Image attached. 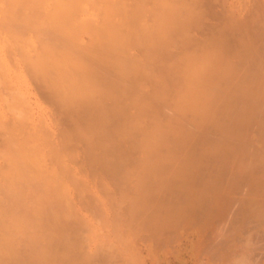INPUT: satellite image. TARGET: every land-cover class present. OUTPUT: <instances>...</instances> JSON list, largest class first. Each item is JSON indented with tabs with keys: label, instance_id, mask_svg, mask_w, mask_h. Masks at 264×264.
<instances>
[{
	"label": "rangeland",
	"instance_id": "374dc122",
	"mask_svg": "<svg viewBox=\"0 0 264 264\" xmlns=\"http://www.w3.org/2000/svg\"><path fill=\"white\" fill-rule=\"evenodd\" d=\"M97 1L103 3L98 17L110 7L111 15L126 18L116 0ZM166 1L122 0L134 21L128 20L132 33L121 30V37L133 34L128 48L123 45L125 54L109 49L107 31L97 38L101 43L91 33L80 34L77 46L91 48L87 53L94 51V58L65 42L83 53L82 59L89 57L87 77H97L98 95L84 94L81 101L64 104L61 94L27 73L26 63L7 57L12 77L7 71L1 78L0 72V81L8 84L5 95L14 97L19 119L29 113L38 126L35 140L46 144L51 170L66 154L68 167L61 165L66 170L55 166L53 171L60 179L63 175L65 182L56 180L64 190H58L69 202L52 184L58 195L41 194L37 187L34 196L40 199L33 196V208L26 200L21 207L18 202L14 217L20 228H12L22 232L15 242H4L0 228V242L15 243L11 248L0 243V264H264V0ZM156 15L169 20L156 25ZM163 25L170 30L166 36ZM5 41L0 60L4 45H12ZM115 58L129 66L128 74ZM4 210L0 221L9 220L11 210Z\"/></svg>",
	"mask_w": 264,
	"mask_h": 264
},
{
	"label": "bare ground",
	"instance_id": "6f19581e",
	"mask_svg": "<svg viewBox=\"0 0 264 264\" xmlns=\"http://www.w3.org/2000/svg\"><path fill=\"white\" fill-rule=\"evenodd\" d=\"M170 1V0H169ZM168 0L166 1L169 2ZM209 1V0H208ZM117 2V6H119L122 11L127 12L126 18L123 19H117L118 17L113 16V14H110V7H108V9H106L105 7L102 8V12H105L101 17H98V15L95 14L97 8H99V6H102L101 1H97V0H0V12H1V16H0V32L1 34L4 36L5 38V42H10L12 45H10L9 49L8 46H5V52H4V48L2 49V53L1 54V69L0 72L2 73V77L6 79L7 78V71L10 72V76H11V72H12V65L10 66V63L7 57H9V59H11L10 56H12L13 58L18 57V61L21 64L26 63V67H27V73L29 72V74H32L33 77H36L39 79L40 78V82H43V85L41 84L42 87L47 88H51L53 89L56 94H61V96L59 98H61L63 96L64 104H67L66 102H71L72 100H79L81 101L80 97L83 96L84 94H93V95H98V88L96 87L97 85H94V77L92 74L89 76L90 81L93 80L92 82H90L89 86L88 85V75L86 74L87 72L90 73L89 67H86L87 64V58L89 57H83L84 61H82L83 59L81 58V55H83V53L85 54V52L87 53L91 48H89V50L85 51L83 48L79 49V42H80V34H82L84 32H88L89 34L91 33L93 38V41L95 40V42L97 43H101L100 38L101 37V33L102 31H104L103 33L109 34V40L107 44L109 49L112 51H115L114 48L117 49V51H119V53H121V50L123 49V45L126 44V40L129 36V38H132L133 34H128L126 36L121 37V35H123L122 33V29L127 30L128 29V15H129V10L128 9V4H122V0H116ZM163 2V1H162ZM157 3V2H156ZM204 3V2H203ZM207 3V2H206ZM138 4V3H137ZM160 4V3H159ZM170 5V3H167ZM166 4V5H167ZM173 3H171L172 5ZM127 5V6H126ZM166 5H164L163 7H166ZM187 5V4H186ZM204 5V4H203ZM136 6V5H135ZM192 6V5H191ZM156 7V6H155ZM174 7V5H173ZM190 7V6H189ZM130 8V7H129ZM167 8H172V7H168ZM140 9V7H139ZM138 9V10H139ZM163 9V8H162ZM187 9V8H186ZM93 10V11H91ZM134 10V9H133ZM167 10V9H166ZM175 8H173L171 11H174ZM131 11V10H130ZM134 11H137L136 9ZM162 11V10H161ZM171 11H164V13L168 12L169 15L171 17H173L175 14L172 13ZM83 12H88L84 15ZM163 12V11H162ZM171 12V14H170ZM175 12V11H174ZM134 14V16L136 15L135 12H131ZM140 13V12H139ZM158 13V12H157ZM165 13V14H166ZM138 14V13H137ZM162 14V13H161ZM164 14V15H165ZM174 14V15H172ZM163 15V16H164ZM181 15V14H180ZM187 15V14H186ZM97 16L98 18L96 19ZM157 16V15H156ZM137 17V15H136ZM157 17V23L155 22L156 25H158L159 23H161V21H163L164 19H166L167 17L170 18L167 14V17H162L160 15H158ZM180 17V16H179ZM167 18V19H168ZM174 18V17H173ZM116 19V21H115ZM132 19V18H131ZM143 19V18H142ZM166 19V20H167ZM172 19V18H170ZM176 19V17H175ZM174 19V20H175ZM164 20V23L165 21ZM169 20V19H168ZM173 20V21H174ZM134 22L133 19L129 20V22ZM148 21V20H147ZM139 22V21H138ZM141 22V21H140ZM168 22V21H167ZM171 22V21H170ZM116 23V24H115ZM175 23V22H174ZM187 23V22H186ZM138 24V23H137ZM153 24V23H152ZM162 24V23H161ZM168 23H166L167 25ZM136 25V24H135ZM142 25V23L140 24ZM149 25V23H148ZM170 25V24H169ZM168 25V26H169ZM186 25V24H184ZM115 26H117V28H115ZM181 26V25H180ZM137 27V26H135ZM139 27V26H138ZM147 27V26H146ZM155 27V26H154ZM160 27V26H158ZM130 28V27H129ZM132 28V27H131ZM134 28V27H133ZM140 28V27H139ZM144 28V26L142 27ZM161 28V27H160ZM164 25L162 26V30H164L165 32V36L167 33L170 32L163 29ZM167 28V26H166ZM129 30V29H128ZM127 30V31H128ZM136 30V29H135ZM140 29L137 28L136 31H139ZM155 32V29H153ZM160 30V31H162ZM133 31V30H131ZM130 30L128 31L129 33H132ZM144 31V29H143ZM141 31V32H143ZM82 32V33H81ZM147 32V31H146ZM135 33V32H134ZM0 34V35H1ZM51 34L54 35V38H51ZM86 34V33H85ZM161 34V33H160ZM159 34V35H160ZM105 35V34H104ZM119 35V36H118ZM131 35V36H130ZM158 35V33H157ZM162 35H163V31H162ZM169 35V34H168ZM149 36V35H148ZM153 36V35H152ZM104 37V36H103ZM157 37V36H156ZM162 37V36H161ZM4 38H3V42L4 43ZM166 38V37H165ZM97 39V40H96ZM106 39V38H105ZM151 39V38H150ZM149 39V40H150ZM153 39V38H152ZM129 40L131 41V39H128V43ZM133 40V39H132ZM168 40V39H167ZM192 40V39H190ZM68 41V42H67ZM100 41V42H98ZM106 41V40H105ZM104 41V42H105ZM0 42V43H1ZM71 43L72 45H74L76 47L72 48L68 47L66 43ZM151 42H156V41H152ZM165 42V41H164ZM88 43V42H87ZM158 43V42H157ZM2 44V43H1ZM76 44V45H75ZM86 44V43H85ZM90 44V43H89ZM114 44V45H113ZM131 44V42H130ZM133 44V43H132ZM136 44V42H135ZM164 44V43H163ZM162 44V47H163ZM122 46L120 48H117L115 46ZM128 44H126L127 46ZM139 45V44H138ZM70 46V44H69ZM89 46V45H88ZM130 46V45H129ZM156 46V45H155ZM85 47V46H83ZM92 47V46H91ZM95 47V46H94ZM114 47V48H113ZM70 48V49H69ZM79 52H83L78 54L77 50ZM96 48V47H95ZM126 49V47H124ZM128 48V46H127ZM169 48V47H168ZM71 49H75V50H71ZM119 49V50H118ZM121 53V54H125V50ZM136 49V48H135ZM159 49V48H158ZM85 52H84V51ZM92 50V49H91ZM94 50V49H93ZM75 51V52H74ZM96 51V50H95ZM110 51V52H112ZM117 51H115L116 53H118ZM173 51V50H172ZM8 52V56L7 53ZM93 53H91V51L88 54V56L90 57H95V53L94 51H92ZM98 52V50H97ZM127 52V51H126ZM10 54V56H9ZM13 54H15L16 56H14ZM90 54V55H89ZM93 54V55H92ZM97 54V53H96ZM112 53H109L108 55H110ZM120 54V55H121ZM167 54V53H166ZM14 56V57H13ZM80 56V57H79ZM84 56V55H83ZM87 56V55H86ZM113 56V55H112ZM114 56H117L114 55ZM123 58L122 60H124V56L122 55ZM171 56V55H170ZM127 54L125 56V60L127 59ZM110 58V57H108ZM118 58V57H117ZM183 58V57H182ZM14 59V60H16ZM92 59V58H91ZM111 59V58H110ZM116 59V58H115ZM129 59V58H128ZM127 59V60H128ZM136 59V58H135ZM144 59V58H143ZM185 59V58H183ZM109 60V59H108ZM107 60V61H108ZM113 60V59H112ZM116 60H120V59H116ZM120 60L119 62H121L123 64V61ZM124 60V62H125ZM127 60H126V65L127 64ZM146 60V58H145ZM117 61V62H118ZM139 61V60H138ZM205 61V60H204ZM93 62V61H92ZM109 62V61H108ZM107 62V63H108ZM117 62H115V64H117ZM118 62V64H119ZM146 63V61H144ZM184 62V61H183ZM12 63V62H11ZM106 63V64H107ZM120 63V66H122ZM143 63V61H142ZM114 64V65H115ZM117 64V66H118ZM136 64V63H135ZM93 65V64H91ZM109 65V64H108ZM107 65V66H108ZM124 67L126 66L125 63L123 64ZM90 66V64L88 65ZM106 66V67H107ZM119 67V66H118ZM129 66L125 67V70L127 71ZM87 68V69H86ZM120 68V67H119ZM119 68H117V70H119ZM123 68V67H121ZM120 68V69H121ZM207 68V67H206ZM92 69V68H91ZM115 69V68H114ZM130 69V68H129ZM204 69V68H203ZM3 70V71H2ZM124 70V68H123ZM124 70V71H125ZM6 71V73H5ZM87 71V72H86ZM124 71H118L119 74H123L125 73ZM129 71V70H128ZM126 72L127 74L129 72ZM121 72V73H120ZM131 72V71H130ZM198 72L200 75H198ZM198 72L195 70V74L198 75L199 77L201 76V74L203 73L202 69H199ZM94 73V71H93ZM158 73V72H157ZM121 74V75H122ZM133 74V73H132ZM140 74V73H139ZM86 75V76H85ZM157 75V74H155ZM160 75V74H159ZM157 75V76H159ZM1 76V75H0ZM30 76V75H29ZM92 76V77H91ZM125 76V75H124ZM139 76V75H138ZM137 76V77H138ZM12 77V76H11ZM86 77L88 79H86ZM131 77V76H130ZM140 77V76H139ZM155 77V76H154ZM194 77V76H193ZM9 78V77H8ZM93 78V79H92ZM144 78V77H143ZM42 79V80H41ZM145 79V78H144ZM157 79V78H156ZM159 79V78H158ZM161 79V78H160ZM178 80V78H177ZM176 82H179L177 81ZM5 81V80H4ZM0 81V209H3V212H6L4 210V208H7L9 210H11L10 215H9V220L7 221L5 218V220L7 222H9V224L11 225L10 229H8V227L10 225H7L6 221H0V228L3 229L4 233V238H6L5 236V232L7 230L8 233H10L8 235V233L6 232V235L10 236L11 233L12 237H7L6 240L3 238L4 242H6L7 240L10 239V241L15 242L13 239H15V234L18 233L20 230H17V228L15 230L14 227L18 226L15 225L16 220L18 221V217H14L16 216L18 213L16 211V208L18 209L19 207H21L24 203V201L26 200V202H30L28 204H30V206L32 205V208L34 206V200H33V196H34V191L37 192V187L39 190H41V194H43L42 190H46L45 193H48L52 190H50V188L52 189H56L57 187V191H59V194L61 195V193L63 194V190L64 187L62 185H59V182H57V180H61L63 177V175H61V179L59 178V172L58 171H53L56 170V167H59L65 163V166H67L68 163H66L63 160V157L65 158V153L57 154L55 151V156L58 155L59 157L61 156V158H59L58 156L57 159H59L58 161H60V159L62 160L61 165H52V169L51 167L47 166L48 163H45V158L47 154L48 156V152L49 150H47V148H45L41 142H38L36 139V137L38 136V126H35L33 121L31 120V116L29 115V113H27V116L20 118L19 119V113L17 112L16 109V104L14 105V102L11 99H14V97H8L5 94H8V92H6L7 90L4 88H7L8 84L6 83V81L4 82ZM27 81V79H26ZM140 81V80H139ZM10 83H12V81H10ZM9 83V84H10ZM96 83V80H95ZM7 84V85H6ZM44 84L46 85V87L44 86ZM115 84V82H114ZM119 84V82L117 83ZM121 85V84H119ZM95 86V87H94ZM4 87V88H3ZM110 87V86H109ZM108 87V88H109ZM91 88V89H90ZM3 89V90H2ZM180 89V88H178ZM110 90V89H109ZM108 90V91H109ZM117 90V89H116ZM127 90V89H126ZM181 90V89H180ZM47 91V90H46ZM96 91V93H91ZM183 91V90H181ZM6 92V93H3ZM110 92V91H109ZM117 92V91H116ZM118 93V92H117ZM187 93V92H186ZM52 94V93H51ZM50 94V95H51ZM56 94L53 93L52 98L54 97L56 98ZM101 94V93H100ZM99 94V95H100ZM124 94V93H123ZM159 94V93H158ZM180 94V93H179ZM5 95V96H4ZM92 95V96H93ZM102 95V94H101ZM104 95V94H103ZM120 95V94H119ZM186 95V94H185ZM131 96V95H130ZM160 96V95H159ZM162 96V95H161ZM84 97V96H83ZM82 97V98H83ZM91 97V96H90ZM95 97V96H93ZM103 97V96H102ZM85 98V97H84ZM83 98V100H85ZM98 98V97H97ZM101 98V96L99 97ZM112 98V97H111ZM189 98V97H188ZM118 99V98H117ZM163 99V98H162ZM184 99V98H182ZM191 99V98H190ZM77 100V101H78ZM82 100V101H83ZM100 102V99H97ZM119 100V99H118ZM193 99H191L192 101ZM197 100V99H196ZM61 101H59L60 103H62ZM104 101V100H103ZM28 103V108L29 109V101H27ZM55 102V100H54ZM69 102V103H70ZM16 103V102H15ZM59 103V104H60ZM76 105L78 106V102ZM102 103V102H101ZM6 104V105H5ZM63 104V107H64ZM80 105V103H79ZM83 105V104H81ZM197 105V104H196ZM62 106V104L59 105V107ZM68 106V105H67ZM188 106V105H187ZM203 106V105H202ZM6 107V109H5ZM66 107V106H65ZM81 107V106H80ZM68 108V107H66ZM190 108V110H192ZM194 108L196 109L197 106ZM65 109V108H63ZM89 109V108H88ZM187 109V108H186ZM194 109V110H195ZM67 110V109H66ZM197 110V109H196ZM80 111V110H79ZM180 111V110H179ZM28 112V111H27ZM63 112V111H62ZM67 112V111H66ZM199 112V111H198ZM201 113V112H200ZM98 114V113H97ZM196 114V113H195ZM91 116V115H90ZM117 116V115H116ZM97 117V116H96ZM125 117V116H124ZM128 119V118H127ZM137 120V119H136ZM135 121V120H134ZM138 121V120H137ZM46 122V121H45ZM120 122V121H119ZM129 122V120H128ZM140 122V121H139ZM46 124V123H45ZM109 124V123H108ZM133 124V123H132ZM136 126V125H135ZM49 127V126H48ZM111 127V126H110ZM134 127V125H133ZM45 128V127H44ZM47 129V128H46ZM50 129V127H49ZM49 129H47L49 131ZM46 130V133H48ZM99 130V129H98ZM125 131V130H124ZM44 132L45 136L46 133ZM41 132V134H43ZM52 132V131H51ZM96 132V131H95ZM97 133V132H96ZM103 133V132H102ZM44 134L42 136H44ZM50 134V131H49ZM127 135V133H125V136ZM50 136V135H49ZM51 137V136H50ZM128 138V136H126ZM46 137H43V139L46 141L45 143L49 142L48 140V136H47V140L45 139ZM121 139V138H120ZM50 140V139H49ZM37 141V143H36ZM36 144V145H35ZM42 144V145H41ZM48 144V143H47ZM49 144L51 145V143L49 142ZM36 147H35V146ZM38 146V148H37ZM41 146V147H40ZM42 146L44 148H42ZM59 146V145H58ZM63 146V145H62ZM49 147V146H48ZM36 148V149H35ZM40 148V149H39ZM52 147H49V149H51ZM56 148V147H55ZM58 148V147H57ZM56 148V149H57ZM62 148V147H61ZM45 149V150H44ZM55 149V150H56ZM59 149V148H58ZM41 153H40V151ZM45 151L44 153H42L43 151ZM47 150V151H46ZM53 150V149H52ZM61 150V149H60ZM59 150V151H60ZM39 151V156L36 155V153ZM63 151V149L61 150ZM47 152V153H46ZM51 152V151H50ZM58 152V151H57ZM62 153V152H61ZM40 154L43 156H40ZM37 156V157H36ZM54 156V155H53ZM54 156V157H55ZM125 156V155H124ZM45 157V158H44ZM50 157V156H49ZM67 157V156H66ZM48 159V158H47ZM124 159V158H123ZM64 161V162H63ZM124 161V160H123ZM50 162V161H49ZM51 165V164H50ZM56 166V167H55ZM61 166V167H62ZM63 166V167H65ZM61 168L63 169V171L66 170V168ZM68 167V166H67ZM50 170H49V169ZM56 168V169H55ZM69 169V168H67ZM38 170V171H36ZM62 171V170H61ZM38 173V174H37ZM65 172H60V174H63ZM37 175V176H36ZM38 179V180H37ZM57 179V180H56ZM40 180V182H39ZM64 179H62L61 181H63ZM51 181V182H50ZM53 181V182H52ZM55 181L57 184H55ZM65 182V180H64ZM67 183V182H66ZM52 184V186L50 187V185ZM54 184V185H53ZM61 184V183H60ZM58 185V186H55ZM69 185V184H68ZM50 187V188H49ZM54 187V188H53ZM56 187V188H55ZM63 187V190L61 189ZM60 188V190H58ZM68 188L67 191L70 190L69 186L66 187ZM50 190V191H49ZM54 190V191H56ZM52 191V193L54 192ZM57 191L55 192L57 195ZM65 192V191H64ZM38 193V192H37ZM44 193V194H45ZM51 193V192H50ZM36 194V193H35ZM49 194V193H48ZM37 195V194H36ZM52 197H54V194H50ZM59 195V196H60ZM70 195V194H68ZM45 196V195H44ZM56 196V195H55ZM59 196H56V198H58ZM63 196V195H61ZM64 196H67L64 194ZM63 196V197H64ZM42 197V195L40 196ZM68 197V196H67ZM67 197H65V199H67ZM37 197L34 196V199H36ZM45 199H47L46 197H44ZM43 198V199H44ZM55 198V197H54ZM60 198V197H59ZM40 199V198H39ZM36 199V200H39ZM52 199V198H51ZM64 199V198H63ZM64 199V200H65ZM29 200V201H28ZM52 200H56V199H52ZM42 201V200H40ZM37 201V202H40ZM48 202H50L51 200H47ZM45 200V203L47 202ZM57 201V200H56ZM6 203L7 207L3 208V203ZM19 202V207H16L17 203ZM52 202V201H51ZM58 202V201H57ZM66 203L69 202V197L67 199V201H65ZM4 203V204H5ZM60 203V201H59ZM21 204V206H20ZM43 204V203H42ZM51 205V204H50ZM2 206V207H1ZM25 206V205H24ZM23 206V207H24ZM49 206V205H46ZM44 207V205L42 206ZM50 207V206H49ZM45 208V207H44ZM43 208V209H44ZM48 208V207H47ZM61 208V207H60ZM31 207H28V210H30ZM36 209V208H35ZM54 209V208H53ZM27 210V212H28ZM46 210V209H44ZM49 210V209H48ZM33 211V209H32ZM55 212V211H54ZM1 213V212H0ZM7 213V212H6ZM6 213H1L0 215H6ZM33 213V212H32ZM31 213V214H32ZM25 214V213H24ZM36 214V213H35ZM39 214V213H38ZM8 215V214H7ZM54 216V215H53ZM28 217V216H27ZM0 220H1V216H0ZM2 220H4V218H2ZM38 220V219H37ZM59 220V219H58ZM87 220V219H86ZM11 221V222H10ZM23 221V220H22ZM88 221V220H87ZM19 222V221H18ZM15 225L13 228L12 226ZM3 226V227H1ZM25 226V225H23ZM22 228V226H21ZM5 229V230H4ZM12 229V230H11ZM10 230V231H9ZM2 231V230H0ZM22 230L18 233L21 234ZM52 233V232H51ZM1 234V233H0ZM24 234V233H23ZM22 234V236H23ZM2 235V234H1ZM2 235V236H3ZM21 236V235H20ZM61 236V235H60ZM18 237V236H17ZM9 238V239H8ZM19 238V237H18ZM18 238H16L15 240H18ZM26 238V237H25ZM60 238V237H59ZM2 239V238H0ZM24 239V238H23ZM30 240H28V242L30 243ZM21 241V240H20ZM36 241V240H35ZM3 242V241H1ZM0 242V243H1ZM3 242V243H4ZM9 242V241H7ZM11 242V243H13ZM19 242V241H18ZM20 243V242H19ZM6 246H11L14 245L15 243L11 244V245H7L6 243H4ZM17 244V243H16ZM21 244V243H20ZM32 244V243H31ZM4 245V247L6 248V246ZM30 245V244H29ZM17 246V245H16ZM31 246V245H30ZM1 247V246H0ZM14 247V246H13ZM19 247V246H18ZM11 248V247H10ZM15 248V247H14ZM12 248V249H14ZM17 248V247H16ZM63 248V247H62ZM2 249V247H1ZM18 249V248H17ZM16 249V251H17ZM4 250V249H2ZM8 252L9 250L6 249ZM21 250V249H20ZM28 250V249H27ZM3 252L6 254V252ZM11 251V250H10ZM22 251V250H21ZM31 251V250H30ZM1 252V250H0ZM7 252V253H8ZM13 252H15L13 250ZM12 252V253H13ZM20 252V251H18ZM8 253V256H12ZM2 254V253H1ZM18 255V254H17ZM21 255V253H20ZM58 255V254H57ZM5 256V255H4ZM7 256V255H6ZM23 257L26 258V256L24 255ZM7 258V257H6ZM56 258V257H55ZM1 259V258H0ZM3 259V258H2ZM5 259V258H4ZM10 259V258H9ZM7 260V259H6ZM8 261V260H7ZM16 260H14L13 262H15ZM1 262H3L1 260ZM0 262V263H1ZM5 262V261H4ZM21 262V261H20ZM28 262V261H27ZM12 263V261H11ZM22 263V262H21ZM25 263V262H24ZM23 263V264H24ZM9 264V263H8ZM16 264V263H15ZM54 264V263H53Z\"/></svg>",
	"mask_w": 264,
	"mask_h": 264
}]
</instances>
